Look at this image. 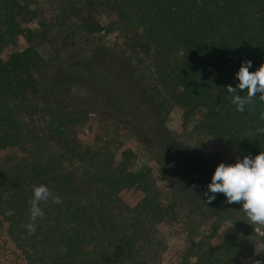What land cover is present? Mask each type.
Instances as JSON below:
<instances>
[{"label": "trees", "instance_id": "1", "mask_svg": "<svg viewBox=\"0 0 264 264\" xmlns=\"http://www.w3.org/2000/svg\"><path fill=\"white\" fill-rule=\"evenodd\" d=\"M62 1L61 16L51 20L39 11L38 0L0 1V159L23 150L20 118L40 110L51 65L37 46L60 44L64 50L56 52L59 61L83 35L115 31L114 22L105 25L95 15V0H85V8ZM108 1L126 22L144 29V38L129 43L132 51L148 54L153 46L164 45L169 56L180 53L176 60L164 59L158 72L161 112L168 115L170 108L180 107L187 119L201 114L199 129L227 142L242 157L264 152V135L256 133L264 127L259 119L264 104L257 99L254 108L246 105L243 113L237 112L226 90L239 84L236 73L244 61L252 62L250 72L264 64V0ZM21 37L26 47L3 60V51ZM66 153L85 175L58 171L42 179V172L34 171L41 176L35 186L44 184L62 196L59 205L41 204L45 217L37 219L30 236L38 253L43 252L42 264H149L135 255L145 224L142 215L153 210L162 222L174 208L151 203L142 211L126 206L130 217L123 206L118 208L121 215L114 213L116 196L133 185L125 164L115 167L103 150L76 141L66 145ZM212 240L194 243L195 262L186 258L181 264H244L233 233L226 231L217 243Z\"/></svg>", "mask_w": 264, "mask_h": 264}, {"label": "rangeland", "instance_id": "2", "mask_svg": "<svg viewBox=\"0 0 264 264\" xmlns=\"http://www.w3.org/2000/svg\"><path fill=\"white\" fill-rule=\"evenodd\" d=\"M95 1V15L105 25L114 22V32L83 35L59 61L56 52L64 50L60 44L37 46L51 65L44 99L38 100V112L20 118L23 150L0 159V264L44 261L43 252L36 250L38 243L24 227L30 223L28 202L34 180L41 177L34 171L39 169L42 179L58 171L76 178L85 175V169L66 153V145L74 141L103 150L115 167L125 164L133 185L116 196L114 213L121 215V206L125 213L126 206L142 211L151 203L174 208L162 222L153 210L143 213V234L135 248L138 259L181 264L189 258L193 263L194 243L210 237L217 243L229 231L244 264H264V234L255 233L242 203L228 204L223 194H215L209 203L204 195L220 163L235 164L244 157L227 142L200 130L201 114L187 119L180 107L170 108L168 115L161 112L158 72L164 59L176 60L180 53L169 56L164 45L153 46L148 54L132 51L129 43L144 38V29L126 22L108 0ZM68 2L86 7L85 0ZM61 5L62 0H38L39 11L48 20L61 16ZM26 45L24 38L17 39L1 58L6 60ZM8 210L14 214L5 215ZM36 224L37 220L34 232Z\"/></svg>", "mask_w": 264, "mask_h": 264}, {"label": "clouds", "instance_id": "3", "mask_svg": "<svg viewBox=\"0 0 264 264\" xmlns=\"http://www.w3.org/2000/svg\"><path fill=\"white\" fill-rule=\"evenodd\" d=\"M251 61H244L241 64L236 78L239 84L236 88L227 86L226 90L232 95L231 103L236 105V111L243 113L246 105L255 107L258 99L264 104V64L258 70L250 72ZM244 91L246 95H238L237 92ZM257 94H260L257 98ZM260 120H264V110L260 112ZM257 134L264 135V127L256 129ZM205 196L209 203L215 199V194H223L228 204L242 203V211L246 214L249 224L254 227L257 234H264V152L255 157L246 156L243 160H237L235 164L225 165L220 163L207 185ZM33 197L29 200L30 223L24 225L29 235H34V222L43 219L45 212L41 204H47L51 199L53 204L59 205L62 199L53 196L49 188L40 184L33 186ZM211 193V195H209ZM14 213L8 210L5 215L11 216ZM264 248V245H261ZM260 264V261H256Z\"/></svg>", "mask_w": 264, "mask_h": 264}]
</instances>
